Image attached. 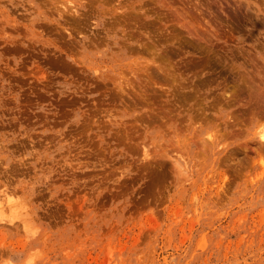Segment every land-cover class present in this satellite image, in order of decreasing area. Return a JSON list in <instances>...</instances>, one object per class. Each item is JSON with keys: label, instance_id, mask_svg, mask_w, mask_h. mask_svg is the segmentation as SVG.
Masks as SVG:
<instances>
[{"label": "rangeland", "instance_id": "rangeland-1", "mask_svg": "<svg viewBox=\"0 0 264 264\" xmlns=\"http://www.w3.org/2000/svg\"><path fill=\"white\" fill-rule=\"evenodd\" d=\"M262 131L264 0H0V264H264Z\"/></svg>", "mask_w": 264, "mask_h": 264}, {"label": "bare ground", "instance_id": "bare-ground-1", "mask_svg": "<svg viewBox=\"0 0 264 264\" xmlns=\"http://www.w3.org/2000/svg\"><path fill=\"white\" fill-rule=\"evenodd\" d=\"M133 70H134V69H133ZM263 132H264V131H262V133H263ZM262 135H263V134H262ZM262 135H261V136H262ZM263 138H264V135H263Z\"/></svg>", "mask_w": 264, "mask_h": 264}]
</instances>
